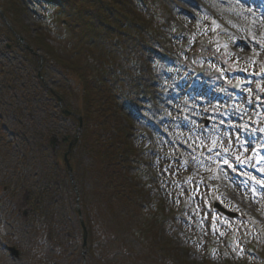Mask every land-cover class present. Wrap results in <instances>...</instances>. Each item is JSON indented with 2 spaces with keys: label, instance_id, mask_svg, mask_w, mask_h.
Segmentation results:
<instances>
[{
  "label": "rangeland",
  "instance_id": "obj_1",
  "mask_svg": "<svg viewBox=\"0 0 264 264\" xmlns=\"http://www.w3.org/2000/svg\"><path fill=\"white\" fill-rule=\"evenodd\" d=\"M16 2L20 11L12 15L10 0H0V30L14 29L20 41L0 34V264H31L30 250L40 242L53 264H205L206 257L211 264L263 262L264 152L251 157L249 151L264 145V0L163 1V17L184 32L174 42L184 52L180 66L167 70L158 54L142 51L144 67L154 65L155 73L142 79L148 94L135 97L128 120L148 178H127L116 196L100 166L84 158V171L68 179L72 189L53 199V235L38 233L32 222L37 194L55 164L43 139H73L79 129L47 90L65 96L72 112L84 110L85 102L74 77L52 59L36 69L25 47L50 59L29 34L47 27L60 59L74 61L91 46L85 29L55 25L53 11L41 0ZM136 8L143 10L141 4ZM215 35L224 38L223 48H199L200 40ZM189 42L193 47L184 48ZM200 71L206 75L197 77ZM77 150L70 154L75 165ZM26 191L31 211L24 222L18 205ZM162 203L166 213L159 218ZM81 214L86 223L90 215L92 225L86 224L93 232L86 249Z\"/></svg>",
  "mask_w": 264,
  "mask_h": 264
},
{
  "label": "trees",
  "instance_id": "obj_2",
  "mask_svg": "<svg viewBox=\"0 0 264 264\" xmlns=\"http://www.w3.org/2000/svg\"><path fill=\"white\" fill-rule=\"evenodd\" d=\"M163 1L166 0H41L46 8L53 11L52 20L56 22L55 25L59 22L68 25L69 28L85 29L83 37L88 38L91 47L74 61L60 59L51 47V28L47 27L48 30L44 29L36 35L29 33L33 36L31 40L39 50L45 51L50 57V59L44 57L43 64L47 65L52 59L66 71L62 70L69 77H74L85 102L84 110L74 111L82 118L83 132L80 144L76 148L80 159L78 165L73 164L76 156L70 157L69 162L73 171L81 173L85 168L83 159H91L100 166L101 178L106 180L108 188L112 189L116 196L121 190L120 187L123 186L122 183L126 184L127 178L137 183L141 177L148 178L141 167V154L134 149L135 135L128 120L131 112L134 111L131 107L135 102L133 96L140 98L148 94L142 79L146 75L151 76L153 72L155 73L154 65L148 64L149 66L144 67L142 51L146 49L158 54L161 59L159 65L167 70L170 66H180L178 56L184 52L182 46L174 43L178 34L184 32L170 19L163 17V8H161ZM137 4L142 5V11H138ZM18 5L16 0H10L12 9L8 10L12 12V15L20 11ZM10 6L8 4V8ZM0 34H5L12 43L17 44L12 29L0 30ZM199 42V48L202 47L205 52L221 48V43L216 38L203 39ZM192 47V44L188 43L185 48ZM189 53L192 54V52ZM193 54H195L194 58L198 59L202 52L198 50ZM25 56L36 69L39 68L40 59L34 57L30 51L26 52ZM193 61L191 60L190 63ZM51 90H47L48 96L57 103L59 93ZM60 97L67 105L65 96ZM122 113H125L126 119L121 118ZM72 119L79 125L76 118ZM43 140L50 151L49 140L47 138ZM62 151L53 153L55 164L45 174V183L37 194L33 209L32 222L38 227V233L41 232L43 235L49 232L52 235L57 234V217L52 207L53 199L63 197L72 189L67 183L69 170L65 163L63 165L59 163ZM134 193L141 194L139 190H134ZM86 197L87 195L82 192L80 200L85 201ZM125 205L129 206V203L125 202ZM158 210L160 211L157 212V216L160 218L159 212L166 213L165 205L162 203ZM86 219V224L91 228L90 215H87ZM92 233L90 229L88 233L90 238ZM43 240L49 239L44 236ZM91 242L89 241L90 246ZM42 246L40 242L30 250L33 252L31 257L34 258L31 264H53V261L41 251ZM263 255L264 249L260 253V256L263 257ZM170 256L172 258V255ZM209 258H205V264H211ZM172 259L175 262L179 261L177 257ZM226 264L230 263L226 261Z\"/></svg>",
  "mask_w": 264,
  "mask_h": 264
},
{
  "label": "water",
  "instance_id": "obj_3",
  "mask_svg": "<svg viewBox=\"0 0 264 264\" xmlns=\"http://www.w3.org/2000/svg\"><path fill=\"white\" fill-rule=\"evenodd\" d=\"M27 49H29V48L27 47ZM58 101H59V103H61L62 102V99L59 98ZM63 111H64V115H66V116L73 115L68 110H63ZM79 121H80V127H79V130H78L79 131V134H77L71 142H69L70 139L67 136L64 137L62 140H60V139L57 138V136L54 135L51 138V140H50V145H51V147H52V149L54 151H56V149L58 148V146L60 145V143H64V144H68L69 143L68 151H66L67 153H65V162L68 165L69 169H71V168H70V163L68 162L69 161L68 160V157H69L70 154H72V151L74 150V147L79 142L78 140H80V132H82V126H83L82 125V118H79ZM69 175H70V178L72 179V171H70V174ZM28 194H29V192L27 191L26 194H25V196H24L23 201L18 205L19 206V210H18L19 211V214L22 216V218H23L24 221H27L28 220V218H29L28 215L30 214V211H31V208L30 207L27 208V203H28V198H29V195ZM217 207L221 211H223L224 213H226L225 210H223L219 206H217ZM227 215H230V214L227 213ZM80 224L82 225L83 232H84L83 233L84 235H83V243L82 244H83V248L86 249L87 246H88V234H87L88 231H87L86 225L84 224V220L82 219V214H81V223ZM10 251H11L12 255H14L16 258H19V252L16 249L11 248Z\"/></svg>",
  "mask_w": 264,
  "mask_h": 264
}]
</instances>
